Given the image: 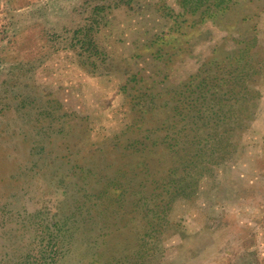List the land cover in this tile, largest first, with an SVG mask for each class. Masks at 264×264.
Instances as JSON below:
<instances>
[{
    "label": "rangeland",
    "instance_id": "1",
    "mask_svg": "<svg viewBox=\"0 0 264 264\" xmlns=\"http://www.w3.org/2000/svg\"><path fill=\"white\" fill-rule=\"evenodd\" d=\"M0 264H264V0H0Z\"/></svg>",
    "mask_w": 264,
    "mask_h": 264
}]
</instances>
